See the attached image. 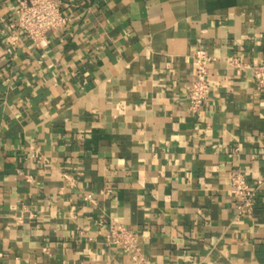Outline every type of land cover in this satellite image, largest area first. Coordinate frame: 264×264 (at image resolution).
<instances>
[{
  "label": "crops",
  "instance_id": "1",
  "mask_svg": "<svg viewBox=\"0 0 264 264\" xmlns=\"http://www.w3.org/2000/svg\"><path fill=\"white\" fill-rule=\"evenodd\" d=\"M56 1L65 25L32 40L0 0V264H132L110 222L143 264H264V0Z\"/></svg>",
  "mask_w": 264,
  "mask_h": 264
},
{
  "label": "built area",
  "instance_id": "2",
  "mask_svg": "<svg viewBox=\"0 0 264 264\" xmlns=\"http://www.w3.org/2000/svg\"><path fill=\"white\" fill-rule=\"evenodd\" d=\"M15 19L12 26L32 40H41L47 32L55 31L65 25L56 0H15ZM194 63L193 78L186 90L185 101L191 112H198L208 98L211 85L208 65L211 58L202 48H195L192 53ZM253 78L264 88V62L250 67ZM230 195L233 199L235 216L242 217L252 211L254 190L248 185L244 174L234 171L230 175ZM105 240L108 244L120 246L124 251H131L132 264H143L137 252V235L128 228L114 222L107 224Z\"/></svg>",
  "mask_w": 264,
  "mask_h": 264
}]
</instances>
